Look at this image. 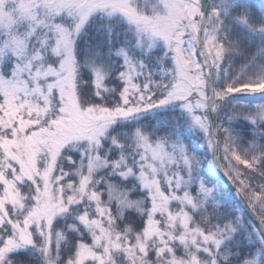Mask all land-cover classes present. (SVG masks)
Listing matches in <instances>:
<instances>
[{
    "label": "snow or ice",
    "instance_id": "snow-or-ice-1",
    "mask_svg": "<svg viewBox=\"0 0 264 264\" xmlns=\"http://www.w3.org/2000/svg\"><path fill=\"white\" fill-rule=\"evenodd\" d=\"M0 264H264V0H0Z\"/></svg>",
    "mask_w": 264,
    "mask_h": 264
}]
</instances>
